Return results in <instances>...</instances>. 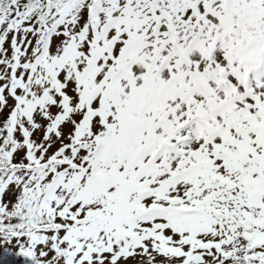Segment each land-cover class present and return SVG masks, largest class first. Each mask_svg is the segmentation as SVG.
Masks as SVG:
<instances>
[{"label": "snow or ice", "instance_id": "1", "mask_svg": "<svg viewBox=\"0 0 264 264\" xmlns=\"http://www.w3.org/2000/svg\"><path fill=\"white\" fill-rule=\"evenodd\" d=\"M264 264V0H0V264Z\"/></svg>", "mask_w": 264, "mask_h": 264}, {"label": "rangeland", "instance_id": "2", "mask_svg": "<svg viewBox=\"0 0 264 264\" xmlns=\"http://www.w3.org/2000/svg\"><path fill=\"white\" fill-rule=\"evenodd\" d=\"M10 264H20V261H17V260H10Z\"/></svg>", "mask_w": 264, "mask_h": 264}]
</instances>
